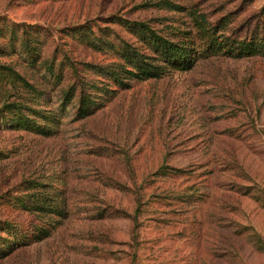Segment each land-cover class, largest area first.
Instances as JSON below:
<instances>
[{
  "label": "rangeland",
  "instance_id": "374dc122",
  "mask_svg": "<svg viewBox=\"0 0 264 264\" xmlns=\"http://www.w3.org/2000/svg\"><path fill=\"white\" fill-rule=\"evenodd\" d=\"M161 1L0 0V66L57 109L66 83L55 87L42 63L110 59L71 31L111 26L131 40L106 20L180 18L153 7ZM168 1L197 6L212 22L230 15L242 36L264 22V0ZM13 25L19 38L24 28L38 40L37 67L12 50ZM26 99L0 82V106ZM32 184L45 185L65 219L15 205ZM0 220L25 237L58 226L0 264H264V58L217 56L135 82L87 119L70 109L51 137L0 127Z\"/></svg>",
  "mask_w": 264,
  "mask_h": 264
},
{
  "label": "trees",
  "instance_id": "16d2710c",
  "mask_svg": "<svg viewBox=\"0 0 264 264\" xmlns=\"http://www.w3.org/2000/svg\"><path fill=\"white\" fill-rule=\"evenodd\" d=\"M159 10L179 15V19L165 18L151 21L129 20L123 17H109L106 22L119 25L132 39L122 37L114 28H97L91 24L80 25L71 31L80 44L110 57L107 63H75L63 57L42 63L50 82L59 88L64 82L57 109H48V93L38 90L10 66H0V82L28 93L26 102L4 103L0 106V127L24 131L44 137L56 134L61 120L70 109H75L78 120L95 115L118 93L128 91L135 82L160 80L173 73L191 71L200 61L222 56L232 59L251 57L264 58V22L252 32L241 35L232 26L230 15L216 22L197 6L186 7L168 0L152 4ZM155 23V24H154ZM15 26H8L12 32V50L18 49L26 55L33 67L40 61V44L32 39L23 28L19 38ZM67 72L70 73L69 81ZM68 81V82H67ZM182 173L181 170H175ZM45 185L32 184L23 196L14 197L15 205L36 214L55 215L61 221L65 212L58 203L45 198ZM59 197V196H57ZM57 222H60L58 220ZM23 236L20 229L7 221L0 220V259L6 258L17 249L49 238L58 226L48 224Z\"/></svg>",
  "mask_w": 264,
  "mask_h": 264
}]
</instances>
